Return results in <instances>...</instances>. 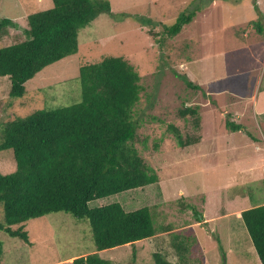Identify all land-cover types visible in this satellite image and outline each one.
<instances>
[{
    "label": "rangeland",
    "instance_id": "rangeland-1",
    "mask_svg": "<svg viewBox=\"0 0 264 264\" xmlns=\"http://www.w3.org/2000/svg\"><path fill=\"white\" fill-rule=\"evenodd\" d=\"M107 1L112 10L81 29L78 53L29 80L24 96L12 98L11 78L0 76V125L80 102L83 65L126 58L143 87L134 111L137 147L160 181L92 206H151L158 232L99 251L89 219L51 213L26 223L32 244L0 231V264H73L94 253L108 264H156L155 252L174 264H262L242 211L264 204V34L255 23L264 26V0ZM53 7V0H0V19L13 20L0 47L27 39L29 15ZM189 11L196 13L193 20L178 35H166L165 28ZM186 106L199 108L200 128L180 115ZM228 121L243 128L233 130ZM170 124L199 141L181 147ZM16 167L13 150L1 151V172Z\"/></svg>",
    "mask_w": 264,
    "mask_h": 264
},
{
    "label": "trees",
    "instance_id": "trees-1",
    "mask_svg": "<svg viewBox=\"0 0 264 264\" xmlns=\"http://www.w3.org/2000/svg\"><path fill=\"white\" fill-rule=\"evenodd\" d=\"M53 2V8L29 15L27 39L0 47V76L11 78L12 98L24 96L27 82L46 67L78 53L81 29L112 10L107 0ZM195 14L184 12L176 23L165 28V34L178 35ZM12 23L10 18L0 19V39ZM255 23L259 33L264 34L261 21ZM80 79V102L40 109L0 125V152L13 150L17 163L14 172L0 170V203L4 210L0 231L32 244L26 230L29 220L67 212L78 219H89L99 251L150 239L158 232L151 206L130 211L120 202L92 206L97 199L160 181L137 147L141 138L134 111L143 89L141 75L126 58L106 56L83 65ZM179 113L193 117L196 128L201 127L198 107L186 106ZM227 125L233 130L243 128L232 121ZM169 128L183 148L200 139L185 137L174 124ZM242 217L264 264V204L242 211ZM173 245L180 254L176 235ZM3 252L0 240V254ZM154 259L156 264H174L161 252H155ZM108 263L95 253L73 261Z\"/></svg>",
    "mask_w": 264,
    "mask_h": 264
}]
</instances>
